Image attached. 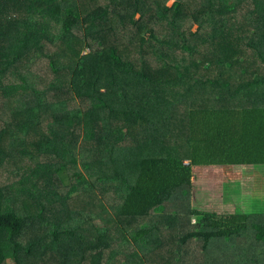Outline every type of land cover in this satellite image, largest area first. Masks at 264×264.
<instances>
[{
  "label": "trees",
  "instance_id": "16d2710c",
  "mask_svg": "<svg viewBox=\"0 0 264 264\" xmlns=\"http://www.w3.org/2000/svg\"><path fill=\"white\" fill-rule=\"evenodd\" d=\"M202 165H264V0H0V264H264Z\"/></svg>",
  "mask_w": 264,
  "mask_h": 264
},
{
  "label": "rangeland",
  "instance_id": "374dc122",
  "mask_svg": "<svg viewBox=\"0 0 264 264\" xmlns=\"http://www.w3.org/2000/svg\"><path fill=\"white\" fill-rule=\"evenodd\" d=\"M172 3L173 1H170L168 5ZM135 19H139V16ZM193 169L190 207L215 208L219 212L264 214V165L246 168L238 165L225 167L202 165ZM2 173L12 180L17 175L22 176L25 171L18 174L11 173V175ZM187 204L186 199L181 197L178 205L184 209ZM75 221L79 222L77 218ZM191 224L196 225L195 219L192 218ZM198 243L191 242L185 249L186 254L180 255L184 264H213L217 261L216 259H219L217 252L215 254L202 252ZM160 255L161 253H157L156 256L160 257ZM161 263L165 262L163 260L157 262V264ZM8 264H14V262L10 260Z\"/></svg>",
  "mask_w": 264,
  "mask_h": 264
}]
</instances>
